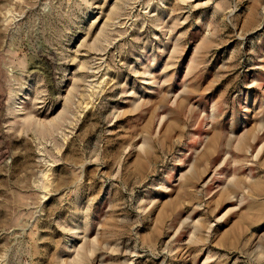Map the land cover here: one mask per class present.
I'll use <instances>...</instances> for the list:
<instances>
[{
	"label": "rangeland",
	"instance_id": "1",
	"mask_svg": "<svg viewBox=\"0 0 264 264\" xmlns=\"http://www.w3.org/2000/svg\"><path fill=\"white\" fill-rule=\"evenodd\" d=\"M0 264H264V0H0Z\"/></svg>",
	"mask_w": 264,
	"mask_h": 264
}]
</instances>
